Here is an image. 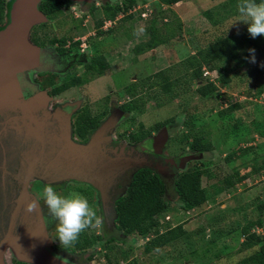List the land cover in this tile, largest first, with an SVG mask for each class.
<instances>
[{"label": "rangeland", "instance_id": "rangeland-1", "mask_svg": "<svg viewBox=\"0 0 264 264\" xmlns=\"http://www.w3.org/2000/svg\"><path fill=\"white\" fill-rule=\"evenodd\" d=\"M121 2L109 0L111 5ZM69 3L37 29L39 39L48 46L51 44L49 39L65 37L70 49L79 50L77 52L82 49L88 57L102 55L108 67L103 74L95 75L86 70L85 64H76L60 75L54 73L58 77L53 72H45L36 77V82L40 83V88L49 92L56 87L55 84L73 77L81 78L80 83L53 95L51 103L54 100L79 102L81 108L86 107L91 114L103 109L108 113V107L120 106L130 100L131 97L124 93V86L131 81L138 82L159 70H180L181 60L219 38L229 36L239 40L237 61L220 64L228 73L230 83L220 87L216 94L218 98L216 95L206 98L198 96L193 86L204 80L191 82L188 75L179 74L174 76L177 82L170 92H163L158 84L141 92L144 98L142 109L127 114L126 119L119 123L116 131L128 132L139 130L140 125L146 130L157 122L172 119L168 123L173 124L169 127L165 152L174 156L187 150L192 138L203 132L206 135L204 141H210L212 145L211 151L187 162L179 173L189 168L206 167L207 172L201 177V186L207 189L210 198L193 210L183 211L178 205V197L168 186L165 196L170 207L164 217H160V221L161 224L167 221L170 227L182 224L184 234L146 253L142 248L143 243L152 234L147 238L137 235L123 237L121 231H114L116 235L113 246H116V251L110 252L113 264H237L253 253L256 246L241 248V226L259 215L258 204L264 202V167L253 171V167L264 162V36L252 38L247 35V25L236 21L239 0H183L171 7L162 6L164 18H157V27L165 36L173 29L174 35H169L155 49L138 54L133 48L148 38L145 27L153 16L149 11L152 12L155 6L153 0L144 5L138 4L127 12L120 11L112 21L105 20L101 27L104 30L102 34H97L95 26L96 21L103 17L100 1L92 13L81 8L75 1ZM206 10L212 13L217 24L214 25L202 13ZM217 11L219 13L215 14ZM140 12L145 14L141 15ZM127 13L132 17L123 19ZM73 40H79V45L72 47ZM53 46H59V43ZM252 49L255 62H252ZM206 76L209 80H215L212 75ZM254 90L256 94L252 93ZM149 94H155L156 97H147ZM233 102L242 106L233 110L226 108ZM221 108L224 113L218 112ZM232 152L235 153L232 159L225 161V156ZM235 170L239 174H247V177L214 194L212 187L223 185L222 179L232 176ZM29 185L28 191L37 199L42 198L43 187L38 182ZM81 188L85 190V186ZM66 189L57 192L67 194L69 190ZM160 229L163 231L165 226ZM254 230L264 236V213L263 225ZM9 255L7 252L4 256L7 264ZM98 259V264H105L101 261L104 259L101 255Z\"/></svg>", "mask_w": 264, "mask_h": 264}, {"label": "water", "instance_id": "water-1", "mask_svg": "<svg viewBox=\"0 0 264 264\" xmlns=\"http://www.w3.org/2000/svg\"><path fill=\"white\" fill-rule=\"evenodd\" d=\"M40 1L12 0L8 22L0 27V264H4L7 247L18 259L35 264H74L50 252L40 208L25 210L27 201L35 200L28 191L31 180L52 184L82 181L105 196L123 170L133 163L143 164L142 158L127 157L108 146L106 133L118 120L116 113L85 142H77L71 137L70 113L60 107L52 110L46 90L36 87L24 97L20 74L42 67L43 49L27 39L29 28L46 20L38 9ZM167 135L163 127L154 136V147H163ZM12 145L18 150L11 149ZM201 156L197 153L187 160Z\"/></svg>", "mask_w": 264, "mask_h": 264}, {"label": "trees", "instance_id": "trees-1", "mask_svg": "<svg viewBox=\"0 0 264 264\" xmlns=\"http://www.w3.org/2000/svg\"><path fill=\"white\" fill-rule=\"evenodd\" d=\"M147 1L149 0H122L120 4L116 3V5H111L109 2H105L101 6L103 17L95 23V26L97 27V34L104 33V30H102L101 27L105 20L112 21L116 18L120 11L127 12L138 4H147ZM180 1L183 0H153L155 6L153 7L152 12L149 10L153 16L147 21L145 27L148 38L144 42H140L134 46L133 49L137 54L155 49L159 45H162L168 39L169 35H174L173 29L171 33H168V36L161 34L160 28L157 27V18H164L162 15L163 11L161 10L162 6L171 7V5ZM68 2L69 0H42L38 9L42 10L48 16H51L52 14H55L67 7ZM10 3L11 0L7 2H5V0H0V23L4 21V17H6V10H8ZM88 12L92 13V8ZM202 13L210 19L214 25L218 23L217 20L213 18L210 11L206 10ZM217 13H219V11L215 14ZM131 17L132 15L127 13V15L123 16V19ZM177 24V27H179V23ZM164 25L166 26L167 24L164 23ZM247 35H249V33ZM33 40H39V44H43V41L38 37H34ZM49 40V43L51 44L58 42L61 47H64L67 41L65 37L58 39L51 38ZM238 41L239 40L237 38L229 36L219 38L207 45L205 48L197 49L196 52H192L186 58L181 60L179 65L181 66L180 70L182 72H180L179 69L159 70L145 79L139 80L138 82L131 81L128 85L124 86L125 95L130 96L131 99L120 105V108L128 114L140 111L144 103V98L142 97L141 92H144V90H147L151 86L154 87V84H158L163 92H170L175 86L174 83L177 82L174 76L177 77L179 74L188 75L191 82L198 83L200 80H204L201 84L193 86L195 87L193 88L194 93L205 98L215 97V95L219 93L220 87H224L230 83L228 73L224 71V67L220 64H231V62L237 61L238 55L236 49H238L239 46ZM73 44H79V40L73 42L72 46ZM107 67V61L102 55H94L87 59L85 63L86 70L95 75L103 74ZM203 68L216 70L217 77L215 80H209L203 77ZM80 79L81 78L79 77H73L66 82H62L61 85L52 88L49 93L51 95H56L60 91L67 89L69 86L80 83ZM147 80H150V83H147ZM252 93L256 94V90L252 91ZM147 97L156 96L155 94H149ZM233 103L234 104L227 105L226 108L233 110L242 106L239 105L240 103ZM103 108L106 107L104 106ZM218 112L224 113L222 108ZM105 115H107L106 109L100 110L95 114H91L86 107L81 108L75 115L74 135L84 139L86 134L92 131L98 125L100 119H102ZM132 116H130V118H133ZM170 121H172V119L157 122L146 130H143L140 125L139 130L130 131L129 133H127L126 130H123L119 133V136L126 139L128 137L132 142H138L148 136L151 131L153 132L158 130ZM205 136L206 135L201 132L192 138L189 143L191 152H194L195 154L202 153V156H204V153L211 151L212 145L210 141H204ZM234 154L235 153L232 152L226 155L225 161H230ZM262 167H264V162L260 166L258 165L257 167H253V171H258V169ZM205 172H207V168L199 166L194 169L189 168L184 170L175 177L171 189L178 197V205L183 211L193 210L194 208L204 204L210 198L207 189L201 186V177ZM233 175L234 177L232 178ZM233 175L224 177L222 179L223 185L213 186L212 188H214V194L219 193L224 188H230L235 183L241 182L247 177V174H239L238 170H235ZM165 192L166 184L164 180L155 171L147 168H141L134 172L125 192L115 201L114 223L115 228H117L118 231H121L125 236L137 235L144 238H147L149 234H152V236H150L143 243L142 248L146 253L167 245L168 243L178 239L185 232L182 228V224H178L174 227H170L167 221H164L161 224L160 217H164L170 207L169 201L165 196ZM257 208L259 210V215L255 219L249 220L245 225L241 226V233L243 235L241 248L248 249L256 246L257 249L250 255L242 258L237 264H264V236H261L254 230V228H259L263 225L264 202H260ZM163 225L165 226V229L161 231L160 227ZM81 235L82 237L80 238V241H77L76 243L82 242V245L94 242L97 238H99V236L96 238L94 235L90 237L88 234L85 235L84 232H82L80 236ZM108 238L109 237L103 240L104 243H106V246L109 247V250L116 251V246H113L114 238ZM107 264H111V261H109V263L107 262Z\"/></svg>", "mask_w": 264, "mask_h": 264}, {"label": "flooded vegetation", "instance_id": "flooded-vegetation-1", "mask_svg": "<svg viewBox=\"0 0 264 264\" xmlns=\"http://www.w3.org/2000/svg\"><path fill=\"white\" fill-rule=\"evenodd\" d=\"M7 1L9 0H5V2ZM70 1L77 2L81 8L87 11L91 10V8L93 11L94 7L99 1L101 2V6L105 2H109V0H69V2ZM40 2L38 3V6ZM69 2L68 4H70ZM9 10L10 8L8 7V10H6L7 12L6 17H4V21L0 23V27L4 26L8 22ZM40 11L42 12V14H44V16L46 17V20L34 23L28 30L27 39L31 44L37 45L43 49V52L40 57L42 67L39 69H33L28 72H23L22 74H20V79L24 81L23 86H25L23 90L24 97L31 95L36 89V87H38L39 89H42L40 88L41 86L40 83L36 82V77H38L39 75L45 72H53L52 74L57 73L60 75L62 74V72H66L68 69H70V67L73 65L79 64L83 66V64L86 63V60L90 58L87 56V54H85L84 50L82 51V49H81V52H77L79 50L70 49L71 48L70 44H65V47L63 46L61 47V45L53 46L54 43L48 46H45L44 44H39L40 43L39 40L34 41L33 40L34 37L39 38V36L37 35V29L43 24L47 23L50 17L46 13H44L42 10ZM76 41L78 40H73V42H76ZM73 46H76V45L73 44ZM78 61L81 63H77ZM57 74H54V76L58 77ZM59 85L61 84H58V85L55 84L54 86H59ZM49 92H47L48 95H50L51 98L53 99V95H51ZM51 100L49 101L48 105L50 106L52 110H54L56 107L57 108L60 107L61 109L65 110L67 113H70L71 137L73 140L77 142H85L98 126L106 122L112 114L116 113L118 120L116 121L114 125L110 127V131L106 133V135L110 137L108 140V146L111 148H117L118 151L121 150L122 153L125 154V156L127 157L131 156L133 159L142 158L143 160L142 166L141 165L138 166L133 163L131 167L123 170L119 174V177H117L115 181L116 183H114L111 187L108 188V190L105 193V196L104 194L101 193L102 191H99L97 188L93 187L91 184L82 182V181H76V180L70 179L68 181L53 184V186L55 187L57 191H60V190L62 191L63 189L67 188L66 190H69V192L70 191L81 192L87 197L90 205H92L97 210L98 215L103 217V224L101 226L92 227L84 231L85 235L88 234L90 237L94 235L97 238V236H99V238H97L94 242L86 243V245H82V242H81V243H75L73 246L68 247L66 249L61 247L58 238H53L55 236L54 225L56 222L54 220H51L48 217L47 208L44 204L43 199L42 198L37 199L34 196L35 200L39 201V208L43 215L46 233L48 237L50 238L49 250L53 254V256L60 257L62 260L71 262L74 264H98L99 263L98 261H100L98 259V256L101 255L104 258L101 260L103 261L102 263L107 264V262L109 263V261H111L110 252H113V251L107 248L106 243H104L103 240H105V238L107 237L114 238V236L116 235V233L114 232V231L117 232V229L115 228V223H114L115 221V213H114L115 201L119 196H121L125 192L134 172L137 169H141V168H147L149 170L155 171L164 180L166 184V192H167V187L172 186L174 179L179 173V171L184 168L187 162L190 161V160H187V158L191 155H194L195 153L191 152L190 148H188L187 150L175 156L174 154L173 155L166 154L165 151H166V147L168 144V138H169L168 135H167V140L164 146L163 147L157 146L159 150L160 148H162L160 152L157 151V147H154V144H153L154 136L153 135L155 133L157 134L158 131H160V129H162L165 126H166L167 133L170 134L169 127L173 123L169 125L167 124L168 127L167 125L160 127L158 130L154 131L153 134L151 132L148 136H146L144 139L138 142H132L131 140H129L128 137L127 139L124 137H120L119 136L120 132H118V130L116 131V129L119 128V123L123 119H126V116H128L127 115L128 113L124 111L123 109H121L120 106L108 107L109 112L107 113V115L102 117V119H100V121L98 122V125L92 131L88 132L83 139L82 137H78L77 135H74L75 134L74 133V121L76 117L75 115L80 110L82 105H80L79 102H69V101L58 102L56 100H54V103H51ZM129 132L130 131H128L127 133ZM8 143H9L8 141H5V144H8ZM9 147L16 148L14 145L9 146ZM16 150H18V148H16ZM35 182H38L40 184L39 186H42V187L45 184V182L41 179H33L30 181L29 184L35 183ZM79 185L85 186L84 188L85 190H82L81 188L82 186H79ZM81 237L82 235L79 237L78 241H80ZM123 237H126V236L123 235ZM7 252L10 254L9 264H35L32 261H25V260L18 259L10 247H7L4 250L3 261H4V256ZM4 264H7V263H5L4 261ZM111 264H113L112 261H111Z\"/></svg>", "mask_w": 264, "mask_h": 264}, {"label": "clouds", "instance_id": "clouds-1", "mask_svg": "<svg viewBox=\"0 0 264 264\" xmlns=\"http://www.w3.org/2000/svg\"><path fill=\"white\" fill-rule=\"evenodd\" d=\"M237 12L236 21L247 25V32L252 38L264 36V0H239ZM251 52L252 62H255L254 49ZM204 69L207 68H203V71ZM42 199L48 217L56 222L55 236L52 237L58 238L60 246L65 249L73 246L85 230L103 224V217L98 215L87 197L79 191H70L62 195L51 182H47L43 186ZM37 207L39 201L36 200H28L25 204V210L28 212L35 211Z\"/></svg>", "mask_w": 264, "mask_h": 264}, {"label": "built area", "instance_id": "built-area-1", "mask_svg": "<svg viewBox=\"0 0 264 264\" xmlns=\"http://www.w3.org/2000/svg\"><path fill=\"white\" fill-rule=\"evenodd\" d=\"M142 14H145V13H142ZM141 14V15H142ZM215 71V73L217 72L216 70H207V69H204V71H203V76L204 77H207L206 75H212V77H214V78H216L217 77V74H212V72H214ZM214 75V76H213ZM264 103V102H263Z\"/></svg>", "mask_w": 264, "mask_h": 264}]
</instances>
